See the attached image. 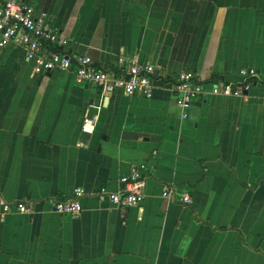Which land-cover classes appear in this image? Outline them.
<instances>
[{
	"label": "crops",
	"instance_id": "1",
	"mask_svg": "<svg viewBox=\"0 0 264 264\" xmlns=\"http://www.w3.org/2000/svg\"><path fill=\"white\" fill-rule=\"evenodd\" d=\"M25 2L73 55L193 71L204 93L183 117L161 82L150 99L102 97L71 72L35 71L15 45L0 50V202L30 207L0 205V264H264V0ZM242 68L257 72L243 96L211 94L219 80L242 84ZM132 167L145 168L140 204L99 197ZM76 188L81 213H55L50 202Z\"/></svg>",
	"mask_w": 264,
	"mask_h": 264
},
{
	"label": "built area",
	"instance_id": "2",
	"mask_svg": "<svg viewBox=\"0 0 264 264\" xmlns=\"http://www.w3.org/2000/svg\"><path fill=\"white\" fill-rule=\"evenodd\" d=\"M8 45H15L24 52L25 58L32 63L33 69L41 74L56 71L71 72L79 84H88L98 88L103 97L120 91L126 95H138L144 99L153 97L156 83L161 82L164 88L174 96L176 106L184 111L189 110L193 100L204 93V84L193 71H181L174 76L166 77L156 71L147 62H139L134 57L121 55L114 70L101 68L88 56L73 55L67 51L68 39L48 26L44 15H37L34 7L25 0H0V50ZM239 74L242 84H232L219 80L211 87L212 95L243 96L257 78L254 68H242ZM96 117H86L82 121L81 131L85 134L94 132ZM122 188L118 193L101 189L99 197L117 207H131L140 204L144 199L146 185L145 168L132 167L120 179ZM173 190L164 187L162 196L172 197ZM84 190H73V199L69 201H51L55 213L61 215H79L82 211L80 198ZM179 201L184 205L191 204V197L183 194ZM3 213L12 210L28 213L30 207L24 202L7 204L0 202Z\"/></svg>",
	"mask_w": 264,
	"mask_h": 264
},
{
	"label": "water",
	"instance_id": "3",
	"mask_svg": "<svg viewBox=\"0 0 264 264\" xmlns=\"http://www.w3.org/2000/svg\"><path fill=\"white\" fill-rule=\"evenodd\" d=\"M47 75H49V73Z\"/></svg>",
	"mask_w": 264,
	"mask_h": 264
}]
</instances>
